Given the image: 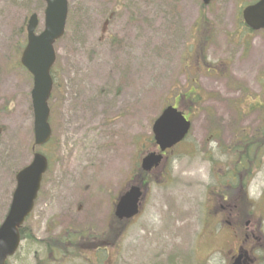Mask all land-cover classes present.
Instances as JSON below:
<instances>
[{
    "label": "rangeland",
    "instance_id": "rangeland-1",
    "mask_svg": "<svg viewBox=\"0 0 264 264\" xmlns=\"http://www.w3.org/2000/svg\"><path fill=\"white\" fill-rule=\"evenodd\" d=\"M252 1L214 0L203 11L202 0H68L52 69L61 87L50 100L54 142L37 149L49 158L50 169L24 225L36 241H22L9 264H165L192 244L194 230L202 232L197 219L203 215L196 208L191 159L176 166L177 174H187L182 182L176 173L165 188L164 180L155 179L159 185L152 187L142 216L121 235L114 204L140 153L151 147L154 121L189 90L190 81L215 95L193 115L190 146H196L206 110L217 120L219 107L243 106L250 114L251 100L263 104L264 32L248 33L239 15ZM45 10L43 0H0V225L16 174L33 159V79L18 52L32 14L40 19L37 33L44 30ZM200 13L211 26L206 70L199 59H189ZM206 30L196 39H204ZM262 117L256 112L247 120ZM185 152L194 155L189 146ZM189 254L183 250L190 259ZM198 258L204 259L202 250Z\"/></svg>",
    "mask_w": 264,
    "mask_h": 264
},
{
    "label": "flooded vegetation",
    "instance_id": "flooded-vegetation-1",
    "mask_svg": "<svg viewBox=\"0 0 264 264\" xmlns=\"http://www.w3.org/2000/svg\"><path fill=\"white\" fill-rule=\"evenodd\" d=\"M181 108L185 111V104ZM238 108L219 107L217 120L206 112L205 119L201 118L203 127L196 129V146L189 148L196 152L192 162L196 206L205 214L199 218L204 241L195 243L193 263L179 253L169 257L168 264H196V251L201 250L200 264H264V188L259 179L264 167V119L247 120L256 112L263 113L264 105H251L250 114L249 109ZM179 148L164 153V167L155 175L137 174L138 181L145 187L157 178L168 182V175L176 173L178 151L180 157L187 156V147ZM180 175L183 180L187 174Z\"/></svg>",
    "mask_w": 264,
    "mask_h": 264
},
{
    "label": "water",
    "instance_id": "water-1",
    "mask_svg": "<svg viewBox=\"0 0 264 264\" xmlns=\"http://www.w3.org/2000/svg\"><path fill=\"white\" fill-rule=\"evenodd\" d=\"M46 3L45 26L36 34L39 26L37 14L30 16L27 24V45L21 56V65L33 77L31 92L34 111V147H41L51 139L49 124V100L53 89L51 69L56 61L54 44L60 40L66 28L68 0H43ZM212 0H204L208 5ZM244 19L254 30L264 29V0L244 11ZM190 130V122L178 109L170 106L164 110L153 126L156 144L162 152L181 142ZM161 161V156L148 155L142 162L144 171H150ZM49 163L40 153L34 155L32 163L16 176V189L9 212L0 226V264H6L18 250L21 235L20 228L34 209L41 188L43 175L48 171ZM142 193L132 187L118 201L115 216L132 219L139 214Z\"/></svg>",
    "mask_w": 264,
    "mask_h": 264
},
{
    "label": "trees",
    "instance_id": "trees-1",
    "mask_svg": "<svg viewBox=\"0 0 264 264\" xmlns=\"http://www.w3.org/2000/svg\"><path fill=\"white\" fill-rule=\"evenodd\" d=\"M196 28H197V32H199V31H201L202 29L203 30H206V36H205V38L204 39H201V40H197L196 39V54H198V55H203L205 52H206V49H207V45H208V38H209V32L208 31H210V26L207 24V22L206 21H204L203 19L202 20H200V21H198L197 22V24H196ZM196 32V33H197ZM22 50H23V48L21 47L20 49H19V52L18 53H21L22 52ZM54 78V77H53ZM195 86H196V84H194ZM55 88L57 89H59L60 90V86H59V83H58V81L57 82H55ZM194 95V99H190L191 100V102L189 103L188 102V104L191 106V105H196V92L193 94ZM182 96H185L184 95V93H182V94H178V97L180 98H182ZM199 96H201V93L199 94ZM188 98H190V97H188ZM197 103H199V98L197 99ZM51 107H52V110H53V104L51 105ZM52 142H54V138L52 139V141L50 142V144H52ZM119 223L120 222H117V224H118V226H119ZM116 230H117V228H116ZM122 232L123 231H120L119 232V234L121 235L122 234ZM21 236H22V240H26V239H28V240H30L31 242H35L36 241V239H35V237H34V235L33 234H31V233H28V230H27V228H25V227H23L22 229H21ZM92 240V239H91ZM91 240H87V242H89L90 241V243L92 242V243H94V242H97V239L95 238L93 241H91Z\"/></svg>",
    "mask_w": 264,
    "mask_h": 264
}]
</instances>
